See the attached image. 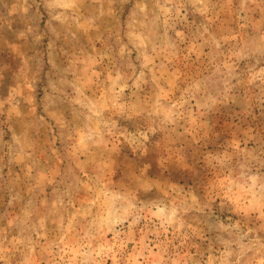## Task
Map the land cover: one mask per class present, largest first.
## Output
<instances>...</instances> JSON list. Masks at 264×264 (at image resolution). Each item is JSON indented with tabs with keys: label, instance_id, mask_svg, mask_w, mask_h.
<instances>
[{
	"label": "rangeland",
	"instance_id": "obj_1",
	"mask_svg": "<svg viewBox=\"0 0 264 264\" xmlns=\"http://www.w3.org/2000/svg\"><path fill=\"white\" fill-rule=\"evenodd\" d=\"M0 264H264V0H0Z\"/></svg>",
	"mask_w": 264,
	"mask_h": 264
}]
</instances>
